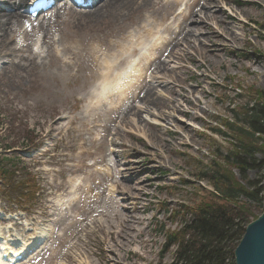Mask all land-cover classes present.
<instances>
[{
	"label": "rangeland",
	"instance_id": "1",
	"mask_svg": "<svg viewBox=\"0 0 264 264\" xmlns=\"http://www.w3.org/2000/svg\"><path fill=\"white\" fill-rule=\"evenodd\" d=\"M218 1L212 11L223 9L228 25L238 34L235 42L226 37L214 40L213 21L206 30L198 22L191 24L197 35L191 39L194 49L182 45V35L178 40L167 37L162 27L153 36H139L141 27L159 21L168 11L160 0L115 19L81 15L85 7L62 1L6 33L7 44L0 53V152L11 158L9 166L22 169L12 175L11 185H0V228L28 238L47 231V241L27 264H169L173 260L176 245L163 252L166 231H178L191 219L184 210L175 215L176 211L215 200L209 194L213 186L201 178V172L236 150V140L224 122H234V110L243 111L253 101V93L264 91V0ZM232 11H242L247 23L233 19ZM40 25L43 30L36 29ZM172 26L176 31V23ZM158 36L172 41L166 50L176 42L175 52L186 49L184 56L170 60L171 69L180 65L182 72L176 69L169 86H176L182 95L175 89L169 96L163 86L156 90L188 111L175 115L190 130H179L178 136L171 133L177 130L175 123L162 116L172 111L167 99L153 116L148 114L149 126L142 123L141 128L126 125L134 119L126 114L127 102L120 112L108 114L103 107L98 116L89 113L90 94L104 91V82L93 72L105 70L93 62L91 49H99L100 61L110 60L125 39H135L143 51ZM68 44L74 54L66 65L56 57L68 58L62 52ZM186 89H193L195 97L184 93ZM163 125L170 132L164 133ZM217 129L230 133L222 136ZM256 157L262 158L259 153ZM133 163L136 169L130 171ZM224 166L245 184L237 167ZM19 173L31 174L39 182L37 194L25 197V212L19 210L25 192L17 184L24 177ZM247 176L260 178L264 169L248 170ZM240 200L261 214L263 209L255 202L243 196Z\"/></svg>",
	"mask_w": 264,
	"mask_h": 264
},
{
	"label": "bare ground",
	"instance_id": "2",
	"mask_svg": "<svg viewBox=\"0 0 264 264\" xmlns=\"http://www.w3.org/2000/svg\"><path fill=\"white\" fill-rule=\"evenodd\" d=\"M41 1L44 0H0V6H3V8L0 9V53L1 49L7 44L8 38L6 37V33L14 31L15 26H22L23 20L31 19L26 14L27 11L24 12L22 10V7L24 6V8L31 13V11L35 9V6L41 3ZM150 1L151 0H95V5L90 1L87 3L89 9L85 12H81V15L85 14L94 19L103 17L112 19H115V17H127L135 13L139 7L145 6ZM160 1L162 6L168 11L164 13L159 21L152 20V22L141 27L138 33L139 36H153L159 31V27H162L161 30L166 32L167 37H172V35H174L172 38L178 40V37L182 35L180 39L182 40V45L184 44V47L187 49H194L195 44L191 39L192 36L197 35L191 24L198 22L197 24L202 25L201 29L206 30L211 26L209 22L213 21L215 23V30L211 34L216 37L214 40L225 41L226 38H229V40L235 42L238 38V34L228 25L223 9L212 11L213 6H219L218 0H205L204 3H202V0ZM5 5H10L11 7ZM226 6H224V9H227ZM174 7L180 8L178 10H173ZM230 16L239 22L247 23L242 11H232L230 12ZM173 23L177 25L176 31L172 26ZM186 23L187 26L183 27ZM182 27L187 30L184 32ZM38 28L40 30L44 29L42 25L38 26L36 29ZM207 40L209 41L210 37H207ZM124 41L126 43L116 45L118 49L112 54V59L110 60L100 61L97 55L99 49L96 47L91 49L90 53L92 52L93 62L97 64V66H102L105 69L103 72H93V77L101 79L104 82V91L103 94H99L96 91L90 92L91 94L89 93L90 103L88 111L98 116V112L101 108L105 107L108 108V114H113L114 112H120L119 110L124 105L123 103L127 102L129 106L126 114L133 116L134 119L129 121L126 125L141 128L142 123H145L144 126H149L150 117L148 118V114L153 116L155 114L154 109L162 108L167 104V102H165V99H167L165 95L159 94L156 88L163 86L166 90L165 92H167L169 96H171V92L176 89V86L170 87L169 85L174 74H177L176 69L182 72V68L179 65V67L173 66L171 69L170 63L173 61L170 60H178L181 55L184 56L186 54L184 50L186 49H182L181 52H175V47L178 45V42H176L173 47L166 50L169 45H171L172 41L159 36L156 37L155 43L151 47H147V50H143L146 52L140 49L135 39H125ZM203 48H207V46L204 45ZM73 50L74 47L71 44L63 46L62 52L69 56L66 60H61L59 57H56V60L66 65L69 64L70 56L74 54ZM178 50H180V48H178ZM53 52L55 56H57L55 48ZM162 53L165 58L161 60L160 56ZM208 53H210V51H208ZM103 54L107 55L105 52H103ZM206 58L207 55L205 56V59ZM130 59L131 62L129 63ZM156 61L158 65L154 67ZM126 64H128V67L125 69L124 66ZM206 75L207 74H201V77L205 79ZM110 82H113L111 89L107 87ZM177 90L178 89H176L175 92ZM180 91H177L178 96L182 95ZM187 91L188 95L194 96L195 91L193 89H186L184 93ZM188 95H183V98L187 102L190 101ZM167 100L170 102L169 105L172 111L167 114H162V116H165V120L175 123L174 126H176L177 130H173L171 133L178 136L181 135L179 130L189 131L188 125L184 124L183 120L178 119L175 115V113L187 115L188 111L176 105L172 98L169 97ZM141 113L146 114L145 117H143ZM169 121H167V124H169ZM123 122L125 121L123 120ZM92 124L93 127L98 126L97 121H94ZM152 124L157 125L158 123L152 122ZM163 126L164 127L161 129H164V133L170 132L169 127H166V125ZM118 135L117 133L116 136ZM132 150L134 151V149ZM150 155L153 157L152 154ZM135 169L136 165L133 163L130 171H134ZM126 171L127 168L121 170L123 174L126 173ZM114 194L115 190L113 192V195ZM124 194L131 196L130 191H124ZM8 239L12 243H9ZM45 241L46 237L44 233H40L34 238H28L27 236H21L15 233L13 230L0 228V264H17V262L20 261L17 259L18 257H29L32 254L30 252L36 251L34 247L38 243H44ZM27 253L30 254L26 255ZM29 262L30 261H27L21 264H27Z\"/></svg>",
	"mask_w": 264,
	"mask_h": 264
},
{
	"label": "trees",
	"instance_id": "3",
	"mask_svg": "<svg viewBox=\"0 0 264 264\" xmlns=\"http://www.w3.org/2000/svg\"><path fill=\"white\" fill-rule=\"evenodd\" d=\"M253 101L245 105L243 111L234 110L236 120H226L224 127L236 140L235 151L225 156L224 162L233 165L240 171L244 185L224 166V162L215 159L212 169L201 172V178L207 179L213 186L209 194L215 199L197 207L181 206L176 214L183 210L190 214L178 231H166L167 242L163 252L176 245L175 257L169 264H235L234 251L246 226L259 215L246 202H255L263 209L264 176L249 179L248 170L264 169V91L253 93ZM222 136L230 132L217 129ZM262 158L258 159L257 154ZM0 183L11 185L13 173L8 159L0 154ZM27 170V168H24ZM31 174H24L19 183L35 185ZM183 208V209H182ZM260 209V211H261ZM263 210L261 211V213Z\"/></svg>",
	"mask_w": 264,
	"mask_h": 264
},
{
	"label": "water",
	"instance_id": "4",
	"mask_svg": "<svg viewBox=\"0 0 264 264\" xmlns=\"http://www.w3.org/2000/svg\"><path fill=\"white\" fill-rule=\"evenodd\" d=\"M234 260L235 264H264V193L263 212L246 226Z\"/></svg>",
	"mask_w": 264,
	"mask_h": 264
}]
</instances>
